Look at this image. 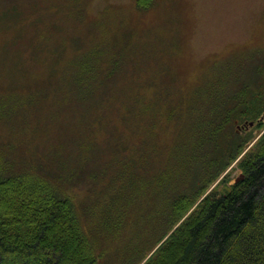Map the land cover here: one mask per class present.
I'll list each match as a JSON object with an SVG mask.
<instances>
[{"label": "rangeland", "instance_id": "obj_1", "mask_svg": "<svg viewBox=\"0 0 264 264\" xmlns=\"http://www.w3.org/2000/svg\"><path fill=\"white\" fill-rule=\"evenodd\" d=\"M263 55L264 0H152L146 9L136 0H0V153L18 167L75 174L65 187L90 219L101 196H129L111 218L121 226L103 233L102 264H142L181 220L142 257L155 229L138 216L156 201L136 198L126 180L119 189L116 173L144 179L189 154L197 118L261 74ZM235 128L250 140L187 215L240 180L264 117Z\"/></svg>", "mask_w": 264, "mask_h": 264}, {"label": "trees", "instance_id": "obj_2", "mask_svg": "<svg viewBox=\"0 0 264 264\" xmlns=\"http://www.w3.org/2000/svg\"><path fill=\"white\" fill-rule=\"evenodd\" d=\"M151 3L136 0L139 9ZM259 69L261 74L256 68L218 107L211 106L210 116L197 118L192 142L183 145L189 154L172 156L144 179L131 173L136 176L131 180L128 168L116 173L119 189L126 180L136 198L145 191L146 200L156 201L148 203L154 209L138 216L143 226L155 229L141 256L181 220L142 264H264V133L239 160L240 180L206 194L187 215L250 140L251 134L238 132L235 124L264 117V55ZM248 86L252 89L246 93ZM178 148L175 144L172 150ZM74 175L50 174L42 164L18 167L0 153V264H102L103 233L121 226L123 220L116 224L111 218L121 215L129 196L124 201L112 189L101 196L99 212L90 219L86 204L65 187L76 181Z\"/></svg>", "mask_w": 264, "mask_h": 264}, {"label": "water", "instance_id": "obj_3", "mask_svg": "<svg viewBox=\"0 0 264 264\" xmlns=\"http://www.w3.org/2000/svg\"><path fill=\"white\" fill-rule=\"evenodd\" d=\"M249 124L252 125V122H250ZM241 177H242V176H241ZM237 180H238V179H236V181H237Z\"/></svg>", "mask_w": 264, "mask_h": 264}]
</instances>
